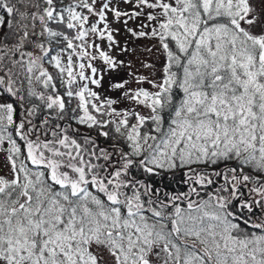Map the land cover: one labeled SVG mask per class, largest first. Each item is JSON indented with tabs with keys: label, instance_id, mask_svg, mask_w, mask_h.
<instances>
[{
	"label": "snow or ice",
	"instance_id": "1",
	"mask_svg": "<svg viewBox=\"0 0 264 264\" xmlns=\"http://www.w3.org/2000/svg\"><path fill=\"white\" fill-rule=\"evenodd\" d=\"M47 3L52 5L53 0H47ZM109 3L110 0L97 11L95 0L93 5L80 0V6L97 15L101 22L106 21L105 10L109 9ZM139 3L149 8L159 7L166 17L160 25L163 31H152L153 36L159 35L167 56L165 78L160 84L152 82L159 91L150 93L139 89L124 93L149 108L150 115L145 117L133 112L131 115L136 123L129 125L128 112L115 113L113 110L106 113L122 117L119 123H112L115 132L127 141L130 151L125 152L118 145H114L111 152L100 149L99 156L92 151L91 156L111 161L108 166L114 167V171L104 176L95 171L103 165L91 160L86 162L79 151L73 155L71 149L78 150L81 146L67 135L58 141L61 147L69 149L67 152L51 148L48 143L41 145L27 140L28 158L34 165L43 164L50 169V179L53 185H59L58 191H53L52 186L41 179L43 172L35 173L37 179L33 180L27 167L21 164L17 169L10 156L13 171L23 173V180L19 174L12 180L0 177V264H154V258L160 260L162 253L163 264H264V234L246 235L239 224L232 222V213L228 211L229 197H218L211 206L204 202L194 208V202H189L187 212L175 207L174 217L168 218L172 225L169 229L163 223V212L154 207L145 208L138 190L131 197L121 191L129 186L130 182L121 177H126L128 170L137 163L134 157H143L138 163L147 172L154 168L188 167L191 170L193 164H215L233 158L240 159L244 165L255 161L256 167L264 171V21L255 14L249 0H176L175 7L163 0L156 3L139 0ZM0 7L8 15L14 11L6 0H0ZM55 11V8H48L47 17L54 18ZM67 11V27L81 29L75 36L84 48L81 58L96 59L87 51V47H94L105 64L117 67V62L97 45H86L90 32L101 39L106 38L110 46L115 44L107 25L103 30L97 25L84 29L88 17L71 7ZM114 12L117 18L127 15ZM20 15L24 17L23 13ZM148 18L155 19L151 15ZM59 21L63 22L64 17L60 16ZM3 23L4 18L0 17V25ZM254 28H259L260 33L254 34ZM49 35L62 34L49 31ZM64 39L68 40V47L73 48L72 40L67 36ZM170 41L175 42L176 51L170 48ZM22 46L21 41L19 47ZM38 47L43 50V45ZM47 54L44 50V55ZM38 59L30 61L29 72ZM69 61L67 71L72 77L71 57ZM56 66L60 68L58 59ZM79 67L80 78L88 79L84 74L85 65L81 63ZM88 67L94 77L96 69L90 63ZM174 67L179 71H173ZM60 71L63 73L66 69L60 68ZM40 75L47 77L44 82L47 86L52 77L43 70ZM91 82L99 83L94 78ZM0 85H5L3 78H0ZM114 87L122 89L125 84L118 83ZM5 88L15 95L10 86ZM174 88L181 93L179 99L175 98ZM73 94L67 92L69 97ZM75 95L84 112L79 123L88 127L105 123L97 121L89 112L87 97L98 99L95 92L85 85ZM40 98L44 99L43 96ZM114 103L107 101L109 107ZM54 106L63 111V99L49 96L47 108ZM91 106L97 112L103 107ZM13 111L11 104H0V126L5 121L8 124L14 122ZM149 120L153 132L159 135L140 131ZM23 129L21 123L18 134L21 139H26ZM102 134L108 136V132ZM3 139L0 135V143ZM9 143L12 144L10 151L18 155L20 148L10 136ZM41 147L54 157L67 156L70 161L79 157V164L69 162L65 165L64 161L47 159L40 151ZM62 166L70 168L75 176L60 172ZM230 171L233 173L231 178L225 174L224 179L231 183L233 195L237 185L254 180L249 175H236V169ZM205 179L199 175L196 182ZM255 182L259 183L258 179ZM207 183L212 181L207 180ZM252 191L264 197V183H259ZM208 207H212V211L206 210ZM147 211L155 219L145 215ZM252 227L264 232V222L252 224Z\"/></svg>",
	"mask_w": 264,
	"mask_h": 264
},
{
	"label": "rangeland",
	"instance_id": "2",
	"mask_svg": "<svg viewBox=\"0 0 264 264\" xmlns=\"http://www.w3.org/2000/svg\"><path fill=\"white\" fill-rule=\"evenodd\" d=\"M22 1V13H25V17L28 18L30 13L32 14L29 18L32 19L34 27L33 30H30L27 32V36H25L24 40L22 41V50L17 51L14 50L15 53H18V57L13 58L10 56V61L12 64H16L18 61L22 62L24 61L25 64L28 66L30 65V61L33 59H39L37 60V63L34 66L35 69L41 73V71H45V67H39L38 64H41L42 58L44 56V50H48V46L46 44H41V33L36 30L37 20L42 21L40 18L41 9L39 7V4L36 3L37 0H21ZM36 1V2H35ZM109 0H95L94 8L99 11L101 9V6L104 3H108ZM157 0H149V3H156ZM164 3L171 4L173 7L176 5V0H163ZM87 3L90 5H93V0H87ZM250 5L255 10V14L259 16L260 20L264 21V0H249ZM139 4V6H137ZM74 11L82 14L83 16L88 17L87 23L84 25V29H89L92 27V25H97L101 30L105 28V25H107L108 31H111L115 44H112L110 46V42L105 38L101 39L98 34L96 33H89L86 37V45H97L99 50H103L106 52L110 57H112L117 62V67L112 68L109 65L105 64V62L99 57V51L97 48L94 47H87V51L91 55H95L96 59H91L90 56H84L81 58V53L84 51V48L81 47L82 42L78 44L76 47L73 48V50L65 51L62 50L60 52H52L49 53L48 57V66H51L50 73L52 74L55 70H60V68L66 69L65 73L67 75V78L69 80H72V82L75 84V93H78L82 88H84L85 85H87L88 89L95 92L97 94L98 99H94L91 97H88V100L90 103L95 104L97 106L104 104V106H107V109L112 112L114 110L115 113H123L128 112L130 115L128 117L129 123L133 122L135 117L131 115V113H139L141 116H149L150 115V109L147 107H144L143 105L137 103L135 100L130 99L129 97L125 96L124 93L126 91L135 92L139 89L147 90L150 93H154L159 91L158 88L153 86L154 82L155 84L162 83L163 79L165 78V67L167 64V56L165 53V50L163 49L161 45V41L159 39V35L153 36L152 31L156 30L157 33L162 32L163 30L160 28L161 23L165 22L166 17L163 15L162 9L159 7L157 8H149L145 4H140L139 0H110L109 3V9L105 10V16L106 21L101 22L99 20V17L97 15H94L93 13L89 12L87 8H84L82 6H77L73 8ZM114 10H117L121 12L122 14L127 13V15H121L119 18L115 16ZM139 13L138 15H135ZM6 15V12L0 7V17H3ZM149 15L154 16L155 19H149ZM22 19V18H20ZM25 27H27L25 25ZM27 29L24 28V33ZM77 30L80 31L77 27ZM133 33H136L137 35H133ZM140 33H146V35H139ZM254 34H259L260 29L254 28L253 29ZM175 47V42L170 41V48H172V45ZM38 45H43V50L38 47ZM176 48V47H175ZM75 49V50H74ZM125 49H127L125 51ZM1 57V52H0ZM23 57H26L27 59H24ZM69 57H71V72L72 77L68 76V66H69ZM55 58V59H54ZM57 59L60 62V68L56 66ZM123 63H120V62ZM83 63L85 65L84 68V74L88 79H81L79 76V73L81 71L79 65ZM91 64L92 67L96 69L95 76L93 77L92 70L90 67H88V64ZM55 67V68H54ZM177 71V70H173ZM0 78H3L5 81V85H0V104L7 105V104H13L17 103L19 106V112L21 113L22 123L24 124L23 132L26 134V139H21L20 135L18 134V131L15 129L14 134H12V131L7 129L6 127L0 126V135L4 137L3 142L0 143V177L12 180L15 178L17 174H20L18 172L13 171L12 167V161L9 159L10 156H12L13 160H15L17 169H19V166L21 164L27 165V169H30V173L33 175L35 173L43 172L44 176L41 178L42 180L45 179L46 175L50 178V169L41 165H34L31 160L28 158L27 154V147L26 143L27 140H32L35 143L38 144H44L48 143L49 147H51V135L53 132H57L58 128H50L52 123L55 122L54 119L51 120V122L47 121L46 124L42 125L39 121V114L41 112V106L39 103H42L43 101H47V98L49 96H52L50 92H44V95L46 98L43 100H39L36 107H29L27 103L25 102L24 97L27 96L28 92L25 90L20 89V86L17 87V85L14 83L13 78L11 74L8 71H4L0 73ZM74 78V79H73ZM97 80L99 83L94 84L92 83V79ZM126 82V83H125ZM118 83H124L125 87L122 89H117L114 87L115 84ZM10 86L13 91L15 92V95L10 94L6 91L5 86ZM47 88L49 89V85H47ZM173 90H176L175 88ZM178 93H180L178 90H176ZM181 93L179 94L180 97ZM78 99L79 97L75 95ZM56 97V96H55ZM112 100L115 101L114 104H112L110 107L107 105V101ZM25 110V112H24ZM27 114V118L25 117ZM111 120H114L116 123H119L121 116H117L115 114L110 115ZM34 121L38 124L36 126L34 124ZM61 119L59 118L58 126L61 124ZM136 123V119H135ZM81 124V123H80ZM145 125H152L151 121H147ZM142 127L140 131L143 133V128L146 129V127ZM147 129H150L148 128ZM153 128V126H152ZM60 129H63V125L60 126ZM11 131V132H10ZM84 131V130H83ZM147 133H150L152 135H159L155 132L147 131ZM65 135H67V131H65ZM9 136L12 140L16 142V144L20 148V153L16 155L15 153H12L10 149L12 148V144L9 143ZM53 137V136H52ZM149 143H152V141H149ZM145 150L147 149V145L144 146ZM56 148L59 151H61L57 147ZM63 148V147H62ZM64 149V148H63ZM40 151L44 153V156L47 159H55V160H61L64 161V164L67 163H73V164H79V159L76 160H69V157L63 156V157H54L50 151L47 149H44L41 147ZM66 151V150H65ZM111 152L112 150H108ZM62 152V151H61ZM67 152V151H66ZM97 156L100 155V153H96ZM75 155V154H73ZM93 159L91 160L92 163L103 165V162L105 161L102 157L100 159H96V157L92 156ZM111 162V161H110ZM106 164V163H105ZM139 167L138 164H134L133 167H131L128 170V175L122 176L121 179H125L129 181V186L126 188H122L121 191L123 193H126L127 196L131 197L135 191H139V194L141 191L148 195L144 196V204L145 208H157V210H160L163 212L165 219L163 220V223L168 225V228L170 229L172 227L169 217H174L175 207L179 206L182 210V212L188 211V203L194 202L193 207H197L204 202H208V205H215L216 198L223 196L224 194H227L223 197H229V205H228V211L232 213L230 219L233 223L235 222L236 215L234 214H240L239 210L240 208H247L253 207L252 211V217L249 221V223L252 222V224L255 223H261L264 222V197H261L257 192L252 191L254 187H259V183H264V178L259 177L258 175L254 178L253 182H245L244 184L237 185V191L235 195H233V189L231 186V183L225 181L224 175L227 174L229 179L233 175V173L230 171V169H225L221 173V178L219 181H216L217 187H214L215 189L213 194H209L208 192H202V190H206L209 188V184H207V180H211L209 175L205 174V181L204 182H197L199 186L195 187L191 184H189V189L187 192L182 196H179L178 200H175V204L177 205H171L172 202L166 201L165 196H159L156 194L149 193L147 190H143L145 188L144 184L142 183V180H140L138 183H132L130 179H128L129 173L132 171V169ZM247 166H253L256 167V162L253 161L250 164H247ZM118 167V165H116ZM248 169V170H255L254 168ZM187 168V167H185ZM109 169V170H108ZM164 170H172L174 168H162ZM60 172H68L70 176H75V173L72 172V170L66 166H62L59 169ZM95 171H98L101 176L106 175L108 172L114 171V168L111 169V167L104 166L102 168L95 169ZM48 172V173H47ZM197 171H193V174H188L187 181L189 182L192 180L191 178H196L195 181L198 180L199 175L201 173H196ZM198 174V175H197ZM236 175H249L248 173H241L237 172ZM264 175V171H260L259 175ZM216 175V174H215ZM250 176V175H249ZM252 177V176H251ZM34 178L37 179L36 175H34ZM258 179L259 183H256L255 181ZM23 180V179H22ZM213 181V179H212ZM48 185H49V181ZM144 182L147 184V180H144ZM52 183L50 179V184ZM150 184V183H149ZM53 187V185H51ZM151 186V185H150ZM39 187V186H37ZM91 187V186H89ZM224 187H227V191H223L222 189ZM57 188H59V185H57ZM242 189V193L238 192L239 189ZM195 189V191H193ZM94 191V190H93ZM134 191V192H133ZM133 192V193H132ZM206 193V194H205ZM142 194V193H141ZM209 194V195H208ZM208 195L207 197H204ZM101 199L105 200L107 203L106 198L100 194ZM123 198V197H122ZM155 201L152 202L153 206H148L149 201ZM256 201H260L259 204L256 203ZM21 202H23V198H21ZM171 205V206H168ZM165 208V210H164ZM206 210L212 211V207H208ZM248 213V212H247ZM194 215L196 213H193ZM145 215L151 216L152 213L150 211L145 212ZM153 218V217H152ZM155 219V218H153ZM251 224V225H252ZM260 231L259 234H264L260 229L255 228ZM107 256V253H105ZM163 257L164 254H161L160 260H155L154 258V264H163ZM110 260L111 258L108 257Z\"/></svg>",
	"mask_w": 264,
	"mask_h": 264
},
{
	"label": "trees",
	"instance_id": "3",
	"mask_svg": "<svg viewBox=\"0 0 264 264\" xmlns=\"http://www.w3.org/2000/svg\"><path fill=\"white\" fill-rule=\"evenodd\" d=\"M9 6L13 7L14 11L12 15H8L6 12V15L3 16L4 23L3 25H0V52L1 57H3L2 60H0V73L4 71H8L12 78L14 83L17 85V87L20 86V89L26 90L28 92L27 96L24 97L25 102L29 107H36L39 100H43L40 97L43 96L44 98V92H50L53 97L59 96L61 99H63L65 108L63 111L59 110L57 107H53L52 109L47 108V101H43L42 103H39L41 106V112L39 114V121L42 125L46 124L44 121L51 122L52 119L55 120V122L52 123L50 128H58V131L56 132L57 135L53 136L51 135V148L57 147L62 152L69 151V149H63L58 141L60 138H62L63 135H65V131H67V136H69L70 139H75L76 142L81 146L80 149H71L72 153L75 154L76 151H79L81 155L84 157V160L87 162L89 160H92L93 157L90 155L92 151H95L96 153H100V149H107V150H113L114 145H118L120 148H122L125 152L130 151L128 147L127 141L120 137L118 133L115 132V124L112 123L114 120H111L110 115H107L106 113L111 112L110 109L108 111L107 106L104 104L101 108L100 112H97L94 108H92V103L89 102V112L90 114L94 115L97 118V121L105 122L103 124H98L93 127H88L87 124H80L79 118L84 115L83 109L79 107L80 100L75 96V84L72 82L69 84V79L67 78V75L65 72H61L60 70H57L55 67V70L52 74L50 73L51 66H48V57L49 53L52 52H60L62 50L70 51L73 50L74 47H76L78 44H80V40L75 39V36L78 32L77 27L69 29L67 27V22L69 19V13L67 11L68 8H74L77 6H80V0H53L52 5H48L47 0H37L36 3L39 4V7L41 9V13L39 14L40 17H43L44 19L42 21L37 20L36 25L38 26L36 30H38L41 35V44H46L48 46L47 55L43 56L41 64H38L39 67H45V71L48 73L49 76L52 77L50 81H48L47 85H49V89L47 86H45V81L47 80L46 76H41L39 72L35 69V67H32V71H28V65L25 64L24 61H18L16 64H12L10 61V56L13 54V58L18 57V53H15L14 50L20 51L23 48L19 47L21 45V41L25 38L24 28L27 29L25 32H28L30 30H33L34 24L31 18V13L28 16V18L24 17L21 18L22 10V1L21 0H6ZM55 8V12L53 14L52 19H49L46 15V11L48 8ZM63 16L64 21L60 22L59 17ZM74 22V21H73ZM75 23V22H74ZM11 25V26H9ZM25 25L27 27H25ZM49 31L61 33L62 35L58 36H50ZM67 36L68 39L72 40L73 48L68 47V40H65L64 37ZM172 45V50L176 51V48ZM19 49V50H18ZM24 59H27L26 57H23ZM172 70H177L175 67ZM68 91H72L74 94L73 96L69 97L67 95ZM175 98L179 99V94L176 90H173ZM88 99V97H87ZM101 105L97 106L100 107ZM13 123L8 124L7 121L4 122L2 125L3 127H6L7 129L12 131V134H14V130L16 129L18 131V126L22 123L21 113L19 112V106L17 103H13ZM25 112V110H24ZM27 118V114L25 116ZM59 118L61 119V124L58 126ZM34 124L38 126L36 121H34ZM115 122V121H114ZM135 124V119L133 122H130L129 125ZM63 125V129H60V126ZM145 125L146 129L143 128V133L147 131L153 132L152 125L148 126ZM167 127V125H165ZM84 130V131H83ZM123 130V129H122ZM10 131V132H11ZM108 132V136L105 137L102 133ZM16 136V135H15ZM53 136V137H52ZM66 150V151H65ZM147 154V149L145 150V155ZM97 155V154H96ZM65 157V156H64ZM143 157H134V159L137 161V164L139 167L136 166V168L132 169V171L129 173L128 179H130L131 184L132 183H138L140 180H142V183L144 184L145 188L143 190L149 191V193L156 194L159 196H165L166 201H171V205H177L175 204V200L178 199L179 196H182L187 192L189 189V184L197 187L199 186L197 182L195 181L196 178H191L189 182L187 181L188 174H193V171H197L196 173H201L200 175H203L205 177L206 175H209L212 181V183L209 184V188L206 190H202L203 194L204 192H208L209 194H213L215 189L214 187H217L216 181H219L221 178V175H215L216 173H222L225 169H236L237 172L241 173H248L250 176L255 178L257 175L261 178H264V175H259L260 170L257 167L253 166H247L241 163L240 159H229V160H220L215 164L212 163H199V164H193L191 165V170L187 167H176L172 170H164L162 168H154L152 172H147L142 166L139 165L138 161L142 159ZM79 159V157H78ZM106 163V164H105ZM103 162V166H107L111 163ZM27 167V165H26ZM256 169L255 170H248L251 168ZM114 167H111V169ZM29 174L33 180H35L34 175L30 173ZM109 170V169H108ZM48 173V172H47ZM21 177V180L23 179V173L19 174ZM198 175V174H197ZM144 180H147V184L144 182ZM43 181L48 185L50 184V178L46 175L45 179ZM264 182V180H263ZM150 183V184H149ZM151 185V186H150ZM40 186V185H37ZM53 191H58L60 188H57V185H53L52 187ZM134 192V191H133ZM132 192V193H133ZM242 193V189L240 188L239 191ZM142 193V194H141ZM140 193V199L144 201V196H148L145 191L144 193L141 191ZM206 194V193H205ZM208 194V195H209ZM208 195L204 196L207 197ZM227 194H224L223 196H226ZM152 200V199H151ZM152 202H155L152 200ZM106 203V202H105ZM168 205V206H171ZM148 206H153V204H149ZM253 207L247 208H240L239 215H236L235 222L236 224H239L242 229H244V234L246 235H253V234H259L260 231L252 227V222L249 223L252 215ZM165 210V208H164ZM248 212V213H247ZM152 218L151 216H149ZM153 219V218H152ZM245 221H248L246 224Z\"/></svg>",
	"mask_w": 264,
	"mask_h": 264
}]
</instances>
